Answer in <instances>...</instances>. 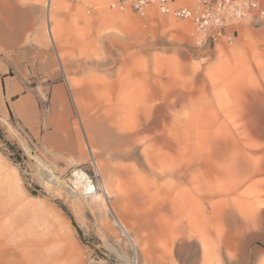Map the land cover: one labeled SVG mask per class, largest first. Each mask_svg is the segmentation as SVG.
I'll use <instances>...</instances> for the list:
<instances>
[{
    "label": "rangeland",
    "instance_id": "374dc122",
    "mask_svg": "<svg viewBox=\"0 0 264 264\" xmlns=\"http://www.w3.org/2000/svg\"><path fill=\"white\" fill-rule=\"evenodd\" d=\"M114 1L0 0L3 232L18 237L20 228H36L54 237L57 230L70 251L67 264H229L225 245L236 228L235 264H264V17L243 21L232 42L214 46L198 42L188 19L155 7L145 14L121 10ZM68 81L77 89L96 85L93 94L79 95L86 106L121 89L144 104L150 99L154 125L171 135L174 147L142 132L136 155H118L124 146L114 138L115 153H102L86 136ZM145 123L141 110L124 118L129 131ZM90 147L109 170V203L130 222L131 235L141 228L144 250L136 258L109 215L106 192L90 200L68 188L75 170L92 171ZM202 155L210 161L203 166L206 186L215 189L203 214L220 239L207 257L200 225L189 224L196 210L191 185L167 173L179 165L196 169Z\"/></svg>",
    "mask_w": 264,
    "mask_h": 264
},
{
    "label": "bare ground",
    "instance_id": "6f19581e",
    "mask_svg": "<svg viewBox=\"0 0 264 264\" xmlns=\"http://www.w3.org/2000/svg\"><path fill=\"white\" fill-rule=\"evenodd\" d=\"M49 32L52 40L55 43L58 42V37L54 28H50ZM59 57L60 59L62 58L61 54H59ZM68 83L70 90L74 95V101L79 111V121L82 124L84 131L86 132V136L90 141L97 142L99 145H101L102 153L106 152L107 155H110L111 151H116V149H112L109 146V141L111 140V138H114L117 143L121 144V147L124 146L122 147V149L120 148L116 151L118 155H136V143L139 140V134L142 132H150L151 134H153L152 137L150 136L148 138H145L146 140H156V142L160 143L163 147L166 148L174 147V141L171 135L164 130L158 131L157 126L154 125V121L156 118V116H154V112L156 108L155 103L150 102V99L146 104H144V98L135 95L133 91L130 92L129 89H121L117 95H112V93L108 94V96L105 97L104 101H98L91 106L87 105V107L84 104L85 102H83L79 95L93 94L98 89L96 85L85 84L77 89L74 83H72L71 81H68ZM147 93L151 96V100H153V95L156 94L155 88L149 86L147 89ZM140 110L146 116V123L142 125V127L138 130L129 131L124 125V118L133 113H138L140 112ZM107 124H113L116 128L115 132L110 131V129L106 127ZM162 124L165 127L164 121ZM179 144L183 145L184 141H179ZM79 151V153L83 154V149H80ZM89 152L100 176L101 190L84 198H88L91 200V197L93 198L95 194L104 191L103 193L106 192L105 195L107 194V196H105L107 203H109L108 196L112 195V193L114 192L113 186L108 180L109 170L105 167H102L97 162V160L95 159V151L93 150V148L90 147ZM200 159L201 160L197 163L198 167H196V169L190 170L191 165H179L171 168L167 173L168 175H170V178L175 179L179 182H188L191 185V190H188V199L189 202L195 206L196 210H194V218L190 217L189 224L191 227L194 226L195 220L196 225H200V235L203 236L205 241V243H203L204 256L207 257L210 255L211 249L220 244V239L218 237L219 234L217 233L216 236H214L210 228L206 226L205 223L207 216L203 214V205L204 203H207V200H209V198L215 197V195L212 196V194V197H209L208 194V192L215 193V189L211 187L207 188L206 180H208L210 176L202 175L204 164L210 161L206 156L204 157V155H202ZM112 170L111 172H113ZM76 179V183L82 184H85L89 181L88 176L84 172H82V170H76ZM71 192L73 194H76L73 191ZM216 202L217 201H215V203L212 202V205H215ZM171 204L174 208L175 202L173 201ZM108 210L109 215L118 225L121 233L129 241L133 250V254L136 258V256L139 255V248H142L144 250L142 243L143 238L140 234L141 231L138 230L141 229L140 226H137L138 229H135V236L131 235L129 231L130 222L126 221L123 218L116 206L109 203ZM226 221L233 228H235L238 224L232 213L226 215ZM3 231V227L0 226V264H67L69 262L70 251L59 236L57 230L55 234L56 237H51L49 234L44 233L41 229L36 230V228H30V230L26 229L25 227L20 228L18 237H16L15 233L13 232L5 234ZM238 235L239 230L235 228L233 230V233L228 236L229 238H227L225 247L229 253V264H235L233 260L234 253L232 252L235 249L233 245L236 241H238ZM247 242L248 241H246V243ZM252 252H255L254 249L252 250Z\"/></svg>",
    "mask_w": 264,
    "mask_h": 264
},
{
    "label": "built area",
    "instance_id": "2783aa9c",
    "mask_svg": "<svg viewBox=\"0 0 264 264\" xmlns=\"http://www.w3.org/2000/svg\"><path fill=\"white\" fill-rule=\"evenodd\" d=\"M113 8L145 14L155 7L161 14L177 19H188L194 27L199 43L218 45L233 41L236 27L245 20L264 17V5L260 0H115ZM92 171L82 170L89 181L76 183V170L68 188L82 198L100 191V176L91 161Z\"/></svg>",
    "mask_w": 264,
    "mask_h": 264
},
{
    "label": "crops",
    "instance_id": "0c3cea01",
    "mask_svg": "<svg viewBox=\"0 0 264 264\" xmlns=\"http://www.w3.org/2000/svg\"><path fill=\"white\" fill-rule=\"evenodd\" d=\"M57 89L60 90V91H63V86H60ZM58 96H59L58 99H59L60 102H63V100L65 101V96H62V95H58Z\"/></svg>",
    "mask_w": 264,
    "mask_h": 264
}]
</instances>
